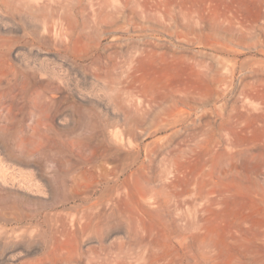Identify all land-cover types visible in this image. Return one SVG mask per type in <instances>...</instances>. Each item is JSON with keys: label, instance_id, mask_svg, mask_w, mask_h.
Masks as SVG:
<instances>
[{"label": "rangeland", "instance_id": "rangeland-1", "mask_svg": "<svg viewBox=\"0 0 264 264\" xmlns=\"http://www.w3.org/2000/svg\"><path fill=\"white\" fill-rule=\"evenodd\" d=\"M245 1L0 0V264H264Z\"/></svg>", "mask_w": 264, "mask_h": 264}, {"label": "bare ground", "instance_id": "bare-ground-1", "mask_svg": "<svg viewBox=\"0 0 264 264\" xmlns=\"http://www.w3.org/2000/svg\"><path fill=\"white\" fill-rule=\"evenodd\" d=\"M246 2V4H243V3H239V5L236 7V11L235 12H233V10L231 9L232 8V6L231 7H229L228 9H229V14H230V16L231 17H235V13H238L239 11H241V10H248V9H251V8H254V11L256 12V14H257V16L258 17H263L264 18V0H247V1H245ZM252 6V7H251ZM247 12H250V10H248ZM212 19V18H211ZM233 20V19H232ZM226 24H222L221 22L219 23L218 22V24L215 22V20H214V22H210V25L211 26H213V27H221V26H223L224 28H229L230 27V24H231V21H228V22H225ZM241 27V26H240ZM234 30V29H233ZM232 29H231V31H233ZM247 31V30H246ZM248 33V32H247ZM236 37V36H235ZM212 59L214 58V57H211ZM236 62V61H235ZM238 63V62H237ZM196 64V63H195ZM242 64V63H241ZM241 64H239V65H241ZM228 65H231V68H233L234 66H235V64L234 63H229ZM248 65V64H247ZM227 67V66H226ZM242 67V66H241ZM243 67H244V65H243ZM224 70H225V68H224ZM227 70H229V68L227 69ZM232 71V70H231ZM250 71V70H249ZM195 72V71H194ZM251 72L252 73H254L255 72V70H251ZM4 221L6 222V223H8L10 220H8V219H5L4 218ZM16 228H12V230L11 231H16L15 230ZM4 232V231H3ZM2 232V233H3ZM13 233V232H12Z\"/></svg>", "mask_w": 264, "mask_h": 264}]
</instances>
